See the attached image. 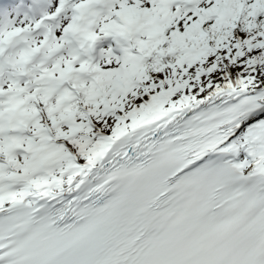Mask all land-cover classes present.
I'll list each match as a JSON object with an SVG mask.
<instances>
[{
	"label": "snow or ice",
	"instance_id": "1",
	"mask_svg": "<svg viewBox=\"0 0 264 264\" xmlns=\"http://www.w3.org/2000/svg\"><path fill=\"white\" fill-rule=\"evenodd\" d=\"M0 264H264V0H0Z\"/></svg>",
	"mask_w": 264,
	"mask_h": 264
}]
</instances>
